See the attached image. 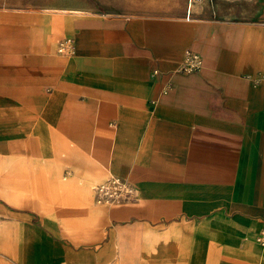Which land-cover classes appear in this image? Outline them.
Segmentation results:
<instances>
[{
    "label": "crops",
    "instance_id": "0c3cea01",
    "mask_svg": "<svg viewBox=\"0 0 264 264\" xmlns=\"http://www.w3.org/2000/svg\"><path fill=\"white\" fill-rule=\"evenodd\" d=\"M186 4L0 0V219L22 264H264V0ZM109 175L133 196L104 208Z\"/></svg>",
    "mask_w": 264,
    "mask_h": 264
},
{
    "label": "built area",
    "instance_id": "2783aa9c",
    "mask_svg": "<svg viewBox=\"0 0 264 264\" xmlns=\"http://www.w3.org/2000/svg\"><path fill=\"white\" fill-rule=\"evenodd\" d=\"M195 1L187 0L185 19L189 20L191 15L192 6ZM57 52L62 55H71L72 46L69 39H64L58 45ZM201 66L200 57L192 51L187 50L184 54V61L180 70L186 73L196 71ZM93 195L97 204H113L129 201L133 196V187L131 184L121 178L109 175L104 181L96 184L93 187ZM255 242L261 248H264V229L261 230L255 237Z\"/></svg>",
    "mask_w": 264,
    "mask_h": 264
},
{
    "label": "rangeland",
    "instance_id": "374dc122",
    "mask_svg": "<svg viewBox=\"0 0 264 264\" xmlns=\"http://www.w3.org/2000/svg\"><path fill=\"white\" fill-rule=\"evenodd\" d=\"M102 181H104V178L102 180H100L99 182L94 183L91 186V196H94L93 190H92L93 187L96 184L101 183ZM94 202L97 203L96 201H94ZM60 206L61 205H52V210L54 211L57 208H59ZM98 206L107 208L109 206V204H99ZM12 234H13L12 230L3 228V226L1 225V219H0V264H22L20 262V260H18L15 256H13V253L17 248V243L12 242L10 240L9 241L8 240L3 241V238L13 237ZM56 264H65V262L64 261H58ZM73 264H77V263H73ZM111 264H118V263L114 262ZM120 264H125V263L122 262Z\"/></svg>",
    "mask_w": 264,
    "mask_h": 264
}]
</instances>
